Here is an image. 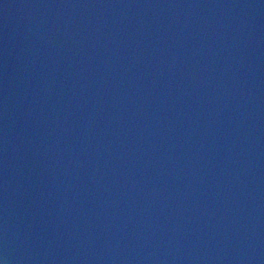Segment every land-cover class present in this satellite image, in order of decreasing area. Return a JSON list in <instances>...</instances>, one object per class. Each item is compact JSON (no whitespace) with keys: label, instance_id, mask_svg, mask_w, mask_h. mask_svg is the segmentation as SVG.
Returning a JSON list of instances; mask_svg holds the SVG:
<instances>
[{"label":"water","instance_id":"obj_1","mask_svg":"<svg viewBox=\"0 0 264 264\" xmlns=\"http://www.w3.org/2000/svg\"><path fill=\"white\" fill-rule=\"evenodd\" d=\"M0 264H264V0H0Z\"/></svg>","mask_w":264,"mask_h":264}]
</instances>
